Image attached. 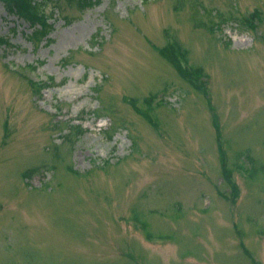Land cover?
Returning a JSON list of instances; mask_svg holds the SVG:
<instances>
[{
  "label": "rangeland",
  "instance_id": "1",
  "mask_svg": "<svg viewBox=\"0 0 264 264\" xmlns=\"http://www.w3.org/2000/svg\"><path fill=\"white\" fill-rule=\"evenodd\" d=\"M45 8L0 2V264H264V0Z\"/></svg>",
  "mask_w": 264,
  "mask_h": 264
},
{
  "label": "trees",
  "instance_id": "2",
  "mask_svg": "<svg viewBox=\"0 0 264 264\" xmlns=\"http://www.w3.org/2000/svg\"><path fill=\"white\" fill-rule=\"evenodd\" d=\"M1 1L10 14H17L20 18L26 20L31 27H34L37 34H47V28L51 23H49V17H47L45 6L51 0H0V2ZM160 53L163 57L168 58L181 76L189 81L194 88L204 90V83L200 82V75L203 73V69L200 67L191 68L186 65V51L178 41H169L165 44V47L160 48ZM82 133L83 130L78 131L77 134Z\"/></svg>",
  "mask_w": 264,
  "mask_h": 264
}]
</instances>
